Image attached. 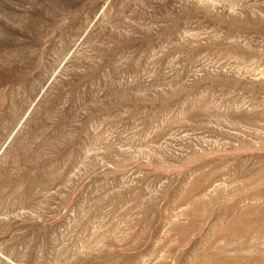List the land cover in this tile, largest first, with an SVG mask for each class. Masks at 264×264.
Listing matches in <instances>:
<instances>
[{"label":"rangeland","instance_id":"374dc122","mask_svg":"<svg viewBox=\"0 0 264 264\" xmlns=\"http://www.w3.org/2000/svg\"><path fill=\"white\" fill-rule=\"evenodd\" d=\"M0 264H264V0H0Z\"/></svg>","mask_w":264,"mask_h":264}]
</instances>
